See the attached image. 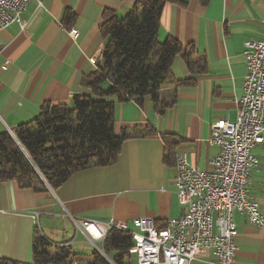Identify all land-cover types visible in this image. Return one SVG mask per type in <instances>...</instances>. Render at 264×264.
I'll return each instance as SVG.
<instances>
[{
    "label": "crops",
    "instance_id": "crops-1",
    "mask_svg": "<svg viewBox=\"0 0 264 264\" xmlns=\"http://www.w3.org/2000/svg\"><path fill=\"white\" fill-rule=\"evenodd\" d=\"M135 2L32 0L22 14L25 26L14 24L0 32V133L30 122L45 103L69 104L74 96L89 95L82 81L95 70L106 44L99 29L103 13L122 17ZM67 10L73 14L69 26L63 22ZM70 30L79 32L76 41L68 35ZM167 38L176 39L184 49L172 62L173 81H189L175 90L161 89V101L169 106L157 113L149 97L140 104L112 99L115 136L125 128L144 127L155 134L126 139L113 165L75 173L56 190L35 192L13 181L1 182L0 259L31 264L35 229L74 254L90 255L94 250L103 254V240L91 241L81 221L96 222L106 230L124 225L132 233L137 219H151L163 228L184 213L175 194V159L184 155L189 164L210 170L218 152L208 143L211 126L236 120L246 73L243 45L264 38V0L167 2L157 41L161 44ZM190 45L196 53L191 61L205 60L202 73L197 72L199 63L192 71L186 66L183 56ZM252 154L260 164L251 174L248 196L264 214V141ZM33 213H38L36 219ZM233 223L237 252L232 264H264V232L239 213L233 214ZM189 264L215 262L208 249H200Z\"/></svg>",
    "mask_w": 264,
    "mask_h": 264
},
{
    "label": "trees",
    "instance_id": "trees-1",
    "mask_svg": "<svg viewBox=\"0 0 264 264\" xmlns=\"http://www.w3.org/2000/svg\"><path fill=\"white\" fill-rule=\"evenodd\" d=\"M175 1L136 0L122 17L110 11L103 13L99 29L106 44L95 70L82 81L89 95L74 96L69 104L45 103L33 120L13 130V137L8 132L0 133V183L13 181L35 192L46 191L47 187L56 190L75 173L113 165L126 139L155 134L144 127L125 128L115 136L112 99L140 104L149 97L154 110L161 113L169 106L161 101V89L172 86L175 90L188 84L187 80L173 81L170 71L183 47L173 38L161 44L157 41L162 7ZM200 2L205 4L207 0ZM72 20L73 14L67 10L65 26ZM187 50L183 56L187 68L192 71L199 63L197 72H204V58L194 63L192 45ZM55 245L35 229L31 264H132L129 251L133 241L128 229L110 227L102 241L103 254L94 250L90 255H78ZM0 264L15 263L0 259Z\"/></svg>",
    "mask_w": 264,
    "mask_h": 264
},
{
    "label": "built area",
    "instance_id": "built-area-1",
    "mask_svg": "<svg viewBox=\"0 0 264 264\" xmlns=\"http://www.w3.org/2000/svg\"><path fill=\"white\" fill-rule=\"evenodd\" d=\"M31 1L0 0V32L14 24L22 29V14ZM68 35L76 41L79 32L70 30ZM243 57L246 73L242 95L236 101L235 122L212 124L208 143L218 152L209 171L189 164L184 155L176 157L175 194L184 213L161 229L151 219L133 222L136 230L129 253L136 264H189L200 249H208L215 264H232L237 252L234 213L264 232V214L248 196L251 174L260 164L252 149L264 141V38L245 42ZM37 217L38 213H33V218ZM80 227L93 242L102 241L110 228L91 221H81ZM117 228L127 230L124 225Z\"/></svg>",
    "mask_w": 264,
    "mask_h": 264
},
{
    "label": "rangeland",
    "instance_id": "rangeland-1",
    "mask_svg": "<svg viewBox=\"0 0 264 264\" xmlns=\"http://www.w3.org/2000/svg\"><path fill=\"white\" fill-rule=\"evenodd\" d=\"M104 256V255H103ZM135 257H133L132 259H133V264H134V261H135V259H134Z\"/></svg>",
    "mask_w": 264,
    "mask_h": 264
}]
</instances>
